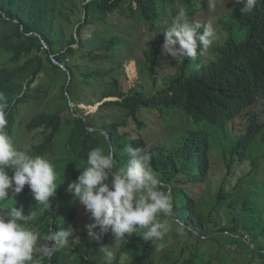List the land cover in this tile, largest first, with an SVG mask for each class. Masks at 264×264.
Listing matches in <instances>:
<instances>
[{
    "label": "trees",
    "instance_id": "obj_1",
    "mask_svg": "<svg viewBox=\"0 0 264 264\" xmlns=\"http://www.w3.org/2000/svg\"><path fill=\"white\" fill-rule=\"evenodd\" d=\"M180 7L190 20L213 14L222 38L203 55L198 48L196 60L178 63L163 30ZM242 7L235 0H0L5 131L15 143L30 133L27 145L18 144L34 155L58 152L51 161L61 183L52 208L41 211L26 184L0 204V214L14 205L35 211L27 226L40 237L71 230L78 200L67 185L98 146L115 147L116 168L127 162L129 146L151 153V167L173 197L170 217H157L171 226L162 250L142 240L146 229L121 242L111 229L99 242L86 231L42 264H106L100 245L113 251V264H264V0L250 13ZM140 23L150 35L134 45L128 34ZM132 60L140 74L127 86ZM80 103L101 104L86 113ZM172 115L181 134L158 132ZM214 163L222 174L212 173ZM216 181L206 212L202 193L188 187L210 191Z\"/></svg>",
    "mask_w": 264,
    "mask_h": 264
},
{
    "label": "clouds",
    "instance_id": "obj_2",
    "mask_svg": "<svg viewBox=\"0 0 264 264\" xmlns=\"http://www.w3.org/2000/svg\"><path fill=\"white\" fill-rule=\"evenodd\" d=\"M235 2L243 5L242 13H250L258 0ZM163 32L164 47L178 63L185 59L196 60L197 49L203 55L217 38L211 21L202 24L190 20L184 7L166 23ZM7 107L6 97L0 94V204L21 193L27 184L36 205L41 206V211L48 210L61 184L55 165L45 156L32 154L30 148L16 146L5 131ZM115 152L111 145L92 148L87 153V166L83 170L77 166L78 179L67 185V190L90 214L91 222L85 225L88 239L99 242L102 234L111 229L119 241L146 229L139 233L142 240L162 250L171 226L167 220L157 217L158 214L170 217L171 189L151 167V153L129 146L127 162L116 168ZM35 219V211L25 214L23 207L15 205L0 214V264H42L44 258H51L68 246L73 236L71 230L60 228L40 237L27 226ZM98 250L103 253L106 264H113L115 255L109 247L100 245Z\"/></svg>",
    "mask_w": 264,
    "mask_h": 264
},
{
    "label": "rangeland",
    "instance_id": "obj_3",
    "mask_svg": "<svg viewBox=\"0 0 264 264\" xmlns=\"http://www.w3.org/2000/svg\"><path fill=\"white\" fill-rule=\"evenodd\" d=\"M205 15L206 16H202V17L196 16L194 19L196 21L201 22L202 24H205V23H208L209 21H211L213 23L214 28L216 29V37L217 38L214 41V43H218L219 39L222 38L221 30L217 26L218 20L217 19H211V17H213L214 15L211 14L210 12L206 13ZM123 33H125L124 29H123ZM128 35L130 38L129 42H132V44L135 45L137 43H141V41H143L150 34H149L148 27L146 25L140 23L139 25H135L132 28H130V32ZM134 61H135V63H134ZM126 73L128 76L126 84H127V86H132L140 74V71L138 70V63L136 60H132V61L126 63ZM80 107L84 108L86 110V113H90V112H93L96 110L95 105H87L84 103H80ZM173 119H175V120L173 121ZM179 119L180 118H178V116L172 115L171 120L168 118L169 121L166 119L163 121V123H161L162 125L159 124L157 126V131L161 132V133L164 132V135H166L168 132L170 134H173L174 136L180 135L182 124H180ZM182 119L184 121V124L188 125L186 116H182ZM168 126H170V128ZM214 134H215L214 137L217 138V136H218L217 131H215ZM29 141H30V133L26 132V133H24L23 137L22 136L20 137L18 143L22 146L23 144L27 145ZM18 143H15L16 146L21 148V146ZM57 156H58V152L57 153L55 152L53 154H47L45 157L50 159V160H53ZM223 170L224 169H223L222 165L219 166L216 163H214L212 173H214L215 175L216 174H222ZM212 178L214 179V177H212ZM212 178H211V180H213ZM218 184H219V181H216L211 188L212 190L209 191V190H206V185L201 186V184L195 183L193 185H189L188 191L190 193H193V195L196 197L200 196V194H199L200 192L202 193L199 200H201V202L204 203L202 208L204 210H206V212H208L210 210V208L212 207L213 201L215 200V193H216V189L218 187ZM204 193H205V195H204ZM76 206L78 207V215H77V219L75 221V224H74L73 228L71 229L73 236L69 240L70 245H74L79 241L80 236L84 232L87 231L85 228V225L90 222V214L86 212L84 206L81 205L79 203V201H77ZM33 230L38 234V231H36V229L33 228ZM119 241L121 242L122 240H119ZM39 243H41V241H38V244ZM115 244H119V242H115ZM229 248L231 251H234L237 249V246L229 245ZM213 250L215 253L216 249H213Z\"/></svg>",
    "mask_w": 264,
    "mask_h": 264
},
{
    "label": "water",
    "instance_id": "obj_4",
    "mask_svg": "<svg viewBox=\"0 0 264 264\" xmlns=\"http://www.w3.org/2000/svg\"><path fill=\"white\" fill-rule=\"evenodd\" d=\"M134 63H135V61H134ZM65 68V67H64ZM107 99H109V98H106V100ZM110 99H114V98H110ZM101 103H99V104H97V105H95L96 107L95 108H98V106L100 105ZM71 105L73 106V103L71 102ZM79 116V115H78ZM82 116V115H81ZM108 182H110V180H108ZM249 242V244L252 246V247H254V245L250 242V241H248Z\"/></svg>",
    "mask_w": 264,
    "mask_h": 264
}]
</instances>
